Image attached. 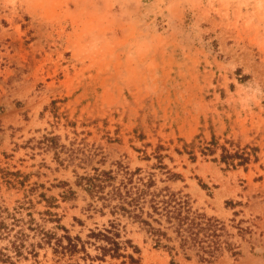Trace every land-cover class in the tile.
Segmentation results:
<instances>
[{
  "label": "rangeland",
  "instance_id": "rangeland-1",
  "mask_svg": "<svg viewBox=\"0 0 264 264\" xmlns=\"http://www.w3.org/2000/svg\"><path fill=\"white\" fill-rule=\"evenodd\" d=\"M213 138L250 164L203 155ZM124 167L189 195L232 250L158 246L78 186ZM0 213L26 235L21 256L0 239L14 264H129L91 235L112 224L141 264H264V0H0Z\"/></svg>",
  "mask_w": 264,
  "mask_h": 264
},
{
  "label": "trees",
  "instance_id": "trees-1",
  "mask_svg": "<svg viewBox=\"0 0 264 264\" xmlns=\"http://www.w3.org/2000/svg\"><path fill=\"white\" fill-rule=\"evenodd\" d=\"M46 140L51 143L50 148L56 147L57 144L53 143L55 138ZM227 144H230V147ZM61 148L64 149L65 146ZM194 149L195 147L193 151ZM218 151L221 152L220 162L228 168L246 167L254 156L247 152V149L234 148L230 142L220 145L216 138L206 146H202L201 153L205 156H213ZM56 154L58 156V153ZM159 159H162V156H159ZM121 171V178H118L114 171L94 169L93 174L78 175V186L84 188L92 198L102 202L105 208H110L113 215L127 216L140 224L154 238L158 246L163 244V240H172L168 233L171 230L182 249H196L201 258L208 262L215 260L223 249L232 250L231 244L222 240V234L226 230L224 223L195 210L189 195L181 191H173L169 187L158 188L154 176L152 174L143 176L140 168L131 171L124 167ZM168 177L177 180L181 176L169 171ZM14 217L13 214L4 216L0 213V239L10 236L11 248L6 251L21 256L26 235L23 229L11 234L15 226L21 222ZM7 218L14 219L13 227H8ZM117 229V225L112 224L109 229L92 232L93 237L106 243L99 247L103 256L124 258L129 264H141L140 259L135 256L140 253L139 248L131 240H122ZM48 237V235L44 236L45 239ZM64 237L68 243L64 245L59 240L58 247L63 251L77 252L81 239L69 235ZM225 244L227 247L224 246ZM6 251L0 249V264H14L13 258Z\"/></svg>",
  "mask_w": 264,
  "mask_h": 264
}]
</instances>
